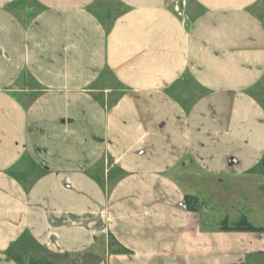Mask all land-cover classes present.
<instances>
[{"label": "crops", "instance_id": "1", "mask_svg": "<svg viewBox=\"0 0 264 264\" xmlns=\"http://www.w3.org/2000/svg\"><path fill=\"white\" fill-rule=\"evenodd\" d=\"M263 162L264 0H0V264H264Z\"/></svg>", "mask_w": 264, "mask_h": 264}, {"label": "rangeland", "instance_id": "2", "mask_svg": "<svg viewBox=\"0 0 264 264\" xmlns=\"http://www.w3.org/2000/svg\"><path fill=\"white\" fill-rule=\"evenodd\" d=\"M262 169L264 170V167H262ZM256 179H257V181H258V180H261V181L263 180L262 176H261V177H260V176H257V177H255L254 179H252V181L255 182ZM195 205L197 206V202L195 203ZM260 205L263 206V213H264V200H263L262 197L260 198ZM263 213H262V214H263ZM262 214H260V215L263 216ZM263 218H264V217H257V218H256L257 220L255 221V224H258V225H260V224H264V223H263V222H264V221H263ZM15 255H16V254H15Z\"/></svg>", "mask_w": 264, "mask_h": 264}, {"label": "trees", "instance_id": "3", "mask_svg": "<svg viewBox=\"0 0 264 264\" xmlns=\"http://www.w3.org/2000/svg\"><path fill=\"white\" fill-rule=\"evenodd\" d=\"M262 164L264 166V162ZM187 200H188V198H187ZM238 229H244V230L246 229V230H250V231H261V230H263L262 228H255V227H252V226H247L246 228H240V227L235 228V230H238ZM30 264H39V263L30 262Z\"/></svg>", "mask_w": 264, "mask_h": 264}]
</instances>
